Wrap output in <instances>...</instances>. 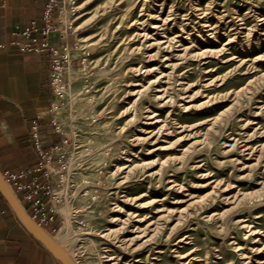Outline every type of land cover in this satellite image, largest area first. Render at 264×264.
<instances>
[{
    "label": "rangeland",
    "instance_id": "1",
    "mask_svg": "<svg viewBox=\"0 0 264 264\" xmlns=\"http://www.w3.org/2000/svg\"><path fill=\"white\" fill-rule=\"evenodd\" d=\"M49 115L79 264H264V0H67ZM83 60V62H82ZM62 134L60 138H63Z\"/></svg>",
    "mask_w": 264,
    "mask_h": 264
},
{
    "label": "crops",
    "instance_id": "2",
    "mask_svg": "<svg viewBox=\"0 0 264 264\" xmlns=\"http://www.w3.org/2000/svg\"><path fill=\"white\" fill-rule=\"evenodd\" d=\"M45 1L7 0L6 6L0 7L1 172L36 166L38 156L28 136L30 124L37 117H40L41 137L46 141V148L61 139L49 115L54 98L50 85L51 55L22 51L13 43L12 36L17 26L23 27L41 18ZM20 40L25 39L20 37ZM51 41L60 54L73 52L69 31L66 43L58 34H54ZM2 208L0 264H62L26 229L7 201L2 202ZM59 221L60 218L54 228Z\"/></svg>",
    "mask_w": 264,
    "mask_h": 264
},
{
    "label": "built area",
    "instance_id": "3",
    "mask_svg": "<svg viewBox=\"0 0 264 264\" xmlns=\"http://www.w3.org/2000/svg\"><path fill=\"white\" fill-rule=\"evenodd\" d=\"M6 2L7 0H0V7H5ZM66 4L67 0H46L39 20H32L23 27L17 26L12 33L13 43L19 46L20 50L39 54L50 53V85L54 95L64 89V81L60 77L72 63L69 54H60L51 41L52 36L58 34L65 43L67 42L69 27H61V14ZM20 37L25 40H20ZM66 49L67 44L64 51ZM53 124L55 131L64 137L47 148L46 141L41 137L40 117L30 124L28 140L38 156L35 167L2 172L31 219L50 234L57 230L53 227L57 219H62L61 207L68 192L65 176L61 172V167H64L62 156L64 149L70 145L66 134L60 131L54 120ZM4 201L6 200L0 192V215L4 212Z\"/></svg>",
    "mask_w": 264,
    "mask_h": 264
},
{
    "label": "water",
    "instance_id": "4",
    "mask_svg": "<svg viewBox=\"0 0 264 264\" xmlns=\"http://www.w3.org/2000/svg\"><path fill=\"white\" fill-rule=\"evenodd\" d=\"M0 192L14 210L26 229L39 240L62 264H78L69 253L59 245L53 236L45 229L37 225L29 216L23 205L20 203L0 171Z\"/></svg>",
    "mask_w": 264,
    "mask_h": 264
},
{
    "label": "bare ground",
    "instance_id": "5",
    "mask_svg": "<svg viewBox=\"0 0 264 264\" xmlns=\"http://www.w3.org/2000/svg\"><path fill=\"white\" fill-rule=\"evenodd\" d=\"M65 9L63 10V13H64ZM24 207V206H23ZM64 214L66 216V221H67V229L66 227L61 229L60 232L58 233V235L56 236H53L54 240L59 244L61 245L68 253L69 255L77 262L75 256H74V249H70L68 248L64 242H66L67 240L71 239L73 236H74V232L72 230V227H71V222H70V215H71V212H72V209H71V206L70 204L68 203L65 207H64ZM78 263V262H77ZM79 264V263H78Z\"/></svg>",
    "mask_w": 264,
    "mask_h": 264
}]
</instances>
